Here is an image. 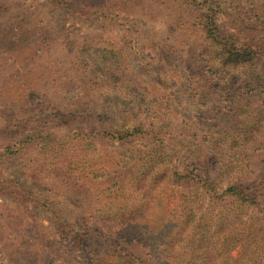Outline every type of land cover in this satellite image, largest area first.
Here are the masks:
<instances>
[{
  "label": "trees",
  "instance_id": "16d2710c",
  "mask_svg": "<svg viewBox=\"0 0 264 264\" xmlns=\"http://www.w3.org/2000/svg\"><path fill=\"white\" fill-rule=\"evenodd\" d=\"M245 1L52 0L73 12V34L106 19L134 44L136 69L114 41L78 44L75 67L98 95L96 111L72 107L81 87L39 78L34 55L21 50L24 27L0 28V177L17 157L33 176L61 179L110 237L95 247L89 225L51 208L58 242L43 226L24 229L42 235L29 264H264V0ZM138 19L157 33L132 32L144 27ZM164 48L196 65L206 101L233 104L229 125L188 139L163 125L179 100L177 74L156 71ZM164 73L162 86L149 83ZM52 88L69 113L28 129ZM13 179L0 181V192L25 198Z\"/></svg>",
  "mask_w": 264,
  "mask_h": 264
},
{
  "label": "rangeland",
  "instance_id": "374dc122",
  "mask_svg": "<svg viewBox=\"0 0 264 264\" xmlns=\"http://www.w3.org/2000/svg\"><path fill=\"white\" fill-rule=\"evenodd\" d=\"M248 4L249 2L246 0L245 5L248 6ZM78 10L82 15H87L89 12L88 9L82 7H78ZM70 13L66 6L61 9L52 0H0V28L7 27L9 33L12 34L15 24L24 27L26 36L21 50L26 54V57H30L29 54L34 55V63L39 67V78L46 80L47 83H53L54 80L58 82L65 80L67 81L65 84H68L67 87H81L82 90L78 91V97L72 107L76 110L80 107H89L96 111L99 107L98 95L92 86L85 83L86 80L75 67L76 49L78 44L83 41V37H98V39L114 41L129 56L133 69L138 66V55L131 49L134 44L127 40L125 28L121 24H115L106 19H99L92 24L83 22L81 29L73 34L71 30L74 23L73 12L72 15ZM138 21H143L144 27L134 23L131 26L132 32H141L147 36L157 33L155 25L151 22L149 24L143 19H138ZM10 34L8 35L10 36ZM5 35L7 34H2L0 40ZM140 51L142 52V50ZM180 55L182 59L177 53L165 48L158 51L160 59L158 60L159 65H156V71L161 73L164 68H168L177 74L179 80L177 84L179 100L171 102L167 114L169 116L163 125L168 129L175 130L174 132L181 136L186 135L187 139L188 133L204 135L225 123L229 125L227 122L231 118L233 104L221 99H217V103H212L210 95H207L210 102L206 101L204 95L197 91V78L193 77L197 71L196 65L190 68L183 55L181 53ZM167 79L168 73H164L163 76L150 78L149 83L153 86H162ZM50 94L51 100L48 106L36 113L38 119L27 121L28 129H34L36 126L44 128V121L47 119L53 121L55 114L66 115L69 113L64 111L60 102L55 99L53 88L50 90ZM93 125L97 127L94 120ZM55 126L54 122L49 124L51 128ZM50 132H54V129ZM129 145L131 144L111 147L109 145V148L122 150ZM4 152L5 150L0 148V154ZM22 162L24 160L17 157L8 161L4 165L0 177V181H11V177L15 178L13 180L26 191L25 198L13 197L9 192H4L5 194L0 192L1 258H5L10 264H29V256L33 257L37 252L34 245L36 241H39L36 238V233L40 232L37 229V231L26 234L23 230L27 228L31 230L35 225L41 230L43 226L47 237L58 242L51 228L54 222V216L49 211L51 208L59 209L75 217V221L79 220L83 224L89 225L93 233L95 247L102 243L103 239L110 240L106 231L103 228L99 229L100 224L96 225L84 211V201L64 181L56 177L33 176ZM15 215H17L16 218ZM86 217L88 219H85ZM37 236L42 235L38 234ZM92 248H87L81 253L86 257L93 250ZM37 263L40 264V262Z\"/></svg>",
  "mask_w": 264,
  "mask_h": 264
}]
</instances>
